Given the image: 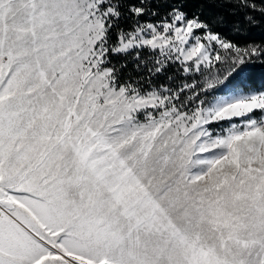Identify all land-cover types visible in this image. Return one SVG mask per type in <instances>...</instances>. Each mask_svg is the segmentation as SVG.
<instances>
[{
  "label": "snow or ice",
  "instance_id": "6c2138e0",
  "mask_svg": "<svg viewBox=\"0 0 264 264\" xmlns=\"http://www.w3.org/2000/svg\"><path fill=\"white\" fill-rule=\"evenodd\" d=\"M261 27L264 0H0V264H264Z\"/></svg>",
  "mask_w": 264,
  "mask_h": 264
},
{
  "label": "trees",
  "instance_id": "16d2710c",
  "mask_svg": "<svg viewBox=\"0 0 264 264\" xmlns=\"http://www.w3.org/2000/svg\"><path fill=\"white\" fill-rule=\"evenodd\" d=\"M190 8H195L197 5L190 4ZM225 32L228 31V29H224ZM239 39H250V40H264V27L261 28H253L250 33L246 37H239ZM252 75L257 79L264 78V68L256 67L252 69Z\"/></svg>",
  "mask_w": 264,
  "mask_h": 264
}]
</instances>
